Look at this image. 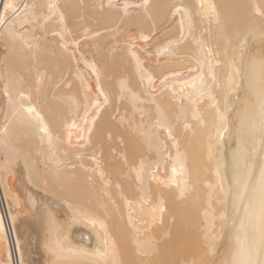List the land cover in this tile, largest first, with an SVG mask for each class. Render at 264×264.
<instances>
[{"label": "bare ground", "instance_id": "6f19581e", "mask_svg": "<svg viewBox=\"0 0 264 264\" xmlns=\"http://www.w3.org/2000/svg\"><path fill=\"white\" fill-rule=\"evenodd\" d=\"M261 1L0 0V264H264Z\"/></svg>", "mask_w": 264, "mask_h": 264}, {"label": "rangeland", "instance_id": "374dc122", "mask_svg": "<svg viewBox=\"0 0 264 264\" xmlns=\"http://www.w3.org/2000/svg\"><path fill=\"white\" fill-rule=\"evenodd\" d=\"M240 1H241V0H240ZM259 1H261V0H259ZM263 1H264V0H263ZM260 4H262V6H264V3H262V1L260 2ZM242 6H243V7H242ZM242 6L239 7V5H238V9L240 8L241 12H242V10H243V12H244L246 9L248 10V8H246V5H245V4L242 5ZM247 7H248V5H247ZM238 9H236V10L238 11ZM245 12H246V11H245ZM23 217H24V214H23L22 216H20V219H22ZM181 228H182V230H181ZM178 229H179L180 231H182V232L180 233V231H179ZM178 229H177V231L175 232V234H173V235H174V239H175V240L177 239L176 241H180V240H181L180 242H184V240H185L184 243H188V240H190V241H189L190 243H191V242H192V243L194 242V241L191 240V236H190V234H189V231H188V233H184L185 230L183 229V226H180ZM177 232H178V233H177ZM30 233H31L32 235H31ZM30 233H26V235H27L29 238L32 236L31 241H32V242L35 241L34 243H36V244L39 243V242H37V241H39V238H37V237H39V236H38V235L35 236L36 234H33V231L30 232ZM176 233H177V234H176ZM182 233H183L184 235H183ZM175 236H176V237H175ZM177 236H178V237H177ZM179 236H180V237H179ZM181 236H182V237H181ZM34 237H35V238H34ZM189 237H190V238H189ZM178 238H179V239H178ZM180 238H181V239H180ZM221 238H222V237L219 238V240H218L219 242L217 241V248H216L217 251H218V248L221 247V245H219V244L222 243ZM33 239H34V240H33ZM37 239H38V240H37ZM182 240H183V241H182ZM186 241H187V242H186ZM37 252H38V251H37V249H36V252H35V253H37ZM35 253H34V254H35ZM128 253H129V252H128ZM38 254H39V255H38ZM131 254H132V253H131ZM131 254H129V255H131ZM214 254H215V253H214ZM37 255L40 256V253L38 252ZM37 255H34V257L37 256ZM195 255H197V254H195ZM195 255H194V256H195ZM186 256H187V255H186ZM194 256H191V259H192V258L194 259V260L192 259L193 263H195V261H196V263H197V262H203L202 264H206L205 261L207 260V258H210L211 256H212V257L210 258L209 262L211 261V259H212V261H211L212 263L218 261V255H216V254H215V255L212 254L211 256H208V257H206V258H204L203 255H202V258L200 257V259H199V256H198V257H194ZM213 256H214V257H213ZM133 257H134L133 259L135 260L136 257H135V254H134V253H133ZM36 258H37V257H36ZM128 258H129V263H130V264H134V263H135V264H138V263H136V262H132V260H131L132 258L129 257V256H127L126 253H124V261H125V264H127V262H128V261H127ZM130 258H131V259H130ZM165 258H166V257H164V258L162 257V259H165ZM187 258H190V256H189V257L187 256ZM195 258H196V259H195ZM197 258H198V259H197ZM130 260H131V262H130ZM157 260H158V259H157ZM159 260H161V259H159ZM159 260H158V261H159ZM165 260H166V259H165ZM165 260H164V261H165ZM203 260H205V261H203ZM135 261H137V259H136ZM154 261H155V258L153 259V262H154ZM37 262H38V263H37ZM204 262H205V263H204ZM211 262H210V263H211ZM196 263H195V264H196ZM35 264H39V261H36ZM144 264H145V263H144ZM155 264H156V263H155ZM199 264H200V263H199Z\"/></svg>", "mask_w": 264, "mask_h": 264}, {"label": "snow or ice", "instance_id": "6c2138e0", "mask_svg": "<svg viewBox=\"0 0 264 264\" xmlns=\"http://www.w3.org/2000/svg\"><path fill=\"white\" fill-rule=\"evenodd\" d=\"M260 216H261V223L264 225V172H262V180H261V191H260ZM264 233V230H262ZM251 264V262H248Z\"/></svg>", "mask_w": 264, "mask_h": 264}]
</instances>
